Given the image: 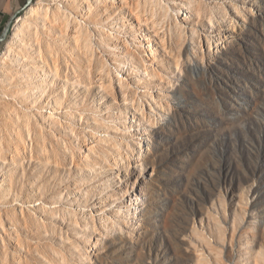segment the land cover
I'll return each instance as SVG.
<instances>
[{
  "label": "rangeland",
  "instance_id": "rangeland-1",
  "mask_svg": "<svg viewBox=\"0 0 264 264\" xmlns=\"http://www.w3.org/2000/svg\"><path fill=\"white\" fill-rule=\"evenodd\" d=\"M2 38L0 86L58 104L24 110L0 264H264V0H32Z\"/></svg>",
  "mask_w": 264,
  "mask_h": 264
},
{
  "label": "bare ground",
  "instance_id": "bare-ground-1",
  "mask_svg": "<svg viewBox=\"0 0 264 264\" xmlns=\"http://www.w3.org/2000/svg\"><path fill=\"white\" fill-rule=\"evenodd\" d=\"M52 6H54L55 10L59 11V6L57 4ZM31 12L32 8L30 7L27 14ZM35 29L36 27L31 26H26L24 29L27 31V38L30 41L37 40ZM21 41L24 42L23 39H21ZM64 61L66 67L70 64L69 62H71V58L67 55V52L64 53ZM55 68L57 74L63 70L59 64ZM39 72H41V74L36 73V71L31 72L26 78L23 75H8L4 72V76H8V79L6 78L7 85L5 88L0 86V208L5 207L4 202L7 200V185L9 182H12V178L10 177L19 172L20 163L18 160L22 159L24 156L23 131L24 126L26 125L24 110H34L39 108L42 113L41 115L48 117L55 116L57 114L56 105L58 103L51 97L50 94V89L52 90L54 88L52 80L42 74V72H45L44 69L41 68ZM39 84H41L42 87ZM58 89L61 90L62 86ZM43 97L46 101L42 109L39 106H31L30 103H39ZM14 131L15 136L11 138L10 135ZM15 137L17 138L14 145L15 152L13 155H9L7 154V150L10 148V143L12 142V139H15ZM12 167L14 170L10 171ZM22 171L23 170H21V172ZM10 206H12L13 214L19 213L23 215L26 213L24 211H30L37 208L38 203L36 200H15V202H13ZM13 226V223L10 222V228L7 234L9 237L15 235L14 232L16 230ZM0 232L4 231L0 228Z\"/></svg>",
  "mask_w": 264,
  "mask_h": 264
},
{
  "label": "crops",
  "instance_id": "crops-1",
  "mask_svg": "<svg viewBox=\"0 0 264 264\" xmlns=\"http://www.w3.org/2000/svg\"><path fill=\"white\" fill-rule=\"evenodd\" d=\"M24 6L23 0H0V39L7 26Z\"/></svg>",
  "mask_w": 264,
  "mask_h": 264
},
{
  "label": "water",
  "instance_id": "water-1",
  "mask_svg": "<svg viewBox=\"0 0 264 264\" xmlns=\"http://www.w3.org/2000/svg\"><path fill=\"white\" fill-rule=\"evenodd\" d=\"M31 1H32V0H28V1L26 2L25 6H24L23 8H25V7L29 6V4L31 3ZM15 16H16V15H15ZM9 26H10V24L7 26V28H6V30H5V32H4V35H3V36H5L6 32H7V31H8V29H9ZM2 39H3V38H1V39H0V41H1Z\"/></svg>",
  "mask_w": 264,
  "mask_h": 264
}]
</instances>
